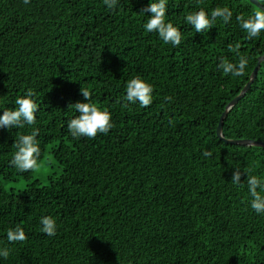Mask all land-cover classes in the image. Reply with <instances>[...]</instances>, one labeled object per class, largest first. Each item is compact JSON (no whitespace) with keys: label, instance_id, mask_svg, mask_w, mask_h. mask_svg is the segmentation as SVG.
<instances>
[{"label":"trees","instance_id":"1","mask_svg":"<svg viewBox=\"0 0 264 264\" xmlns=\"http://www.w3.org/2000/svg\"><path fill=\"white\" fill-rule=\"evenodd\" d=\"M148 4L121 0L107 10L102 0H0V99L14 110L18 96L34 92L38 139L60 170L47 185L19 174L11 146L31 129H0V246L12 249L0 264H264V214L250 208L246 187L231 183L236 170L241 183L247 173L264 175V148L217 135L264 56V36L247 40L235 20L255 5L202 0L206 10L227 5L234 15L230 25L218 19L195 33L183 17L198 0H169L168 19L182 31L173 48L144 31ZM237 43L249 68L223 77L219 59L235 61L228 47ZM136 75L154 86L148 108L122 99ZM81 88L111 111L108 135H68L66 123L78 115L69 106L86 102ZM223 135L264 143V62ZM19 181L25 189L6 190ZM42 215L56 219V236L39 231ZM16 224L27 239L9 245L5 230Z\"/></svg>","mask_w":264,"mask_h":264},{"label":"clouds","instance_id":"2","mask_svg":"<svg viewBox=\"0 0 264 264\" xmlns=\"http://www.w3.org/2000/svg\"><path fill=\"white\" fill-rule=\"evenodd\" d=\"M24 4H29L30 0H23ZM107 10H115L121 0H102ZM202 0H198V10L187 12L183 17V23L190 26L195 33H207L215 27L217 20H221L224 25H230L233 19V10L225 6H217L210 10L199 6ZM248 4V0H244ZM169 0H149V4L140 12L147 17L142 27L147 33H156L159 40L164 45H171L178 48L182 43L181 28L174 25L168 19ZM247 15L241 13L235 16L239 29L245 34L247 40H255L264 36V0H251ZM150 13V15H145ZM240 44L229 45L228 51L234 53L235 61L224 56L219 59L217 69L221 71L223 77L239 78L246 74L249 68L250 57L242 54ZM154 86L139 75L128 79L124 84L123 101L127 104H137L140 107L148 108L154 102ZM82 97L86 102H77L69 107L73 108L78 114L66 123L68 135L73 140L81 138L95 139L98 135H108L115 127L111 111L93 100L94 93L81 88ZM170 99V98H168ZM13 104L14 110L7 108L0 99V129L12 130L31 129L29 132L19 134L14 138L11 147L14 148L9 164L15 168L19 174L39 173L45 166V157L41 143L38 139L39 128L37 125V113L40 109L36 102L34 92L29 89L23 96H18ZM124 105V106H127ZM203 155L208 157L210 151H204ZM231 183L238 188H247L250 208L257 215L264 214V175L247 173V179L241 183V173L236 170L233 173ZM39 231L48 237L57 234V221L51 215H42L39 218ZM5 238L9 245L23 242L27 239L25 229L21 224H16L5 230ZM12 249L8 246H0V259L7 260L11 255Z\"/></svg>","mask_w":264,"mask_h":264},{"label":"water","instance_id":"3","mask_svg":"<svg viewBox=\"0 0 264 264\" xmlns=\"http://www.w3.org/2000/svg\"><path fill=\"white\" fill-rule=\"evenodd\" d=\"M250 2H251V0H250ZM253 3H255V0H253ZM262 62H264V56L259 59L258 66L255 69L254 73L252 74V77H251L249 83L246 85V87L241 92V94L237 98H235L227 106L226 111H225V113L223 114V116H222V118L220 120V124H219L218 130H217V135H218L220 140L224 141L227 144L236 145V146H242V147H261V148H264V143L255 142V141H251V140H237V141L226 140L224 138V135H223L224 120L226 119L228 113L239 103V101H241L245 97L246 93L251 88L253 82L256 80V77H257V74H258V71L260 69V65H261Z\"/></svg>","mask_w":264,"mask_h":264},{"label":"rangeland","instance_id":"4","mask_svg":"<svg viewBox=\"0 0 264 264\" xmlns=\"http://www.w3.org/2000/svg\"><path fill=\"white\" fill-rule=\"evenodd\" d=\"M50 175H60V170L55 167L53 164V158L52 155L49 153L45 156V166L41 169L39 173H34L33 178L35 180L41 181V184L47 185L48 184V178ZM27 183L23 181L14 182V183H8L5 185L6 190L10 191L11 189H14L16 192L22 191L26 188Z\"/></svg>","mask_w":264,"mask_h":264}]
</instances>
